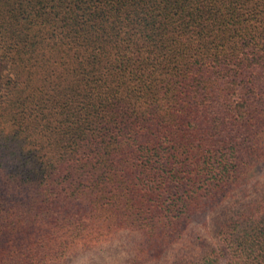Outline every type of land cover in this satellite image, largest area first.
<instances>
[{
  "label": "trees",
  "instance_id": "obj_1",
  "mask_svg": "<svg viewBox=\"0 0 264 264\" xmlns=\"http://www.w3.org/2000/svg\"><path fill=\"white\" fill-rule=\"evenodd\" d=\"M262 163L264 0H0V264H264Z\"/></svg>",
  "mask_w": 264,
  "mask_h": 264
},
{
  "label": "rangeland",
  "instance_id": "obj_2",
  "mask_svg": "<svg viewBox=\"0 0 264 264\" xmlns=\"http://www.w3.org/2000/svg\"><path fill=\"white\" fill-rule=\"evenodd\" d=\"M246 181L245 187H247V192H250L251 195L264 191V163L258 165ZM251 195L244 193L243 196L245 197H242V199H248L252 197ZM237 196H239V194ZM237 196H235L236 198L234 197V200L237 199ZM234 204L235 202L233 205ZM232 207L233 206L224 210L218 208L212 210L208 215L209 223H207L206 229L200 228L198 236H200L201 239L203 238L210 241L216 226L217 216H219V218H224L225 216L229 215V211L232 209ZM136 236L137 235H135V233L130 235L126 232L121 233L118 240L116 239V241L109 244L108 247H102L101 249L88 250L86 252L79 253L69 257L63 264H140L136 262L132 256L134 248L133 243L137 238ZM147 264L161 263L152 260Z\"/></svg>",
  "mask_w": 264,
  "mask_h": 264
}]
</instances>
